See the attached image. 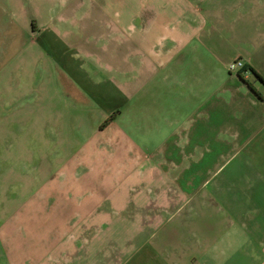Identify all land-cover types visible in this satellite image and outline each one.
<instances>
[{
    "label": "crops",
    "instance_id": "1",
    "mask_svg": "<svg viewBox=\"0 0 264 264\" xmlns=\"http://www.w3.org/2000/svg\"><path fill=\"white\" fill-rule=\"evenodd\" d=\"M113 1L0 0V264H264V0Z\"/></svg>",
    "mask_w": 264,
    "mask_h": 264
},
{
    "label": "built area",
    "instance_id": "2",
    "mask_svg": "<svg viewBox=\"0 0 264 264\" xmlns=\"http://www.w3.org/2000/svg\"><path fill=\"white\" fill-rule=\"evenodd\" d=\"M228 68H229L228 70L232 73H239L246 69V63L243 62L242 60H236L233 63H231Z\"/></svg>",
    "mask_w": 264,
    "mask_h": 264
},
{
    "label": "rangeland",
    "instance_id": "3",
    "mask_svg": "<svg viewBox=\"0 0 264 264\" xmlns=\"http://www.w3.org/2000/svg\"><path fill=\"white\" fill-rule=\"evenodd\" d=\"M109 2H114L113 0H109ZM125 2H127V3H130V7H131V4H132V2H133V0H125ZM114 3H116V2H114ZM3 51H4V49H0V54L1 53H3ZM236 60H242V59H236ZM235 60V61H236ZM243 62H244V60H242ZM234 62V61H233ZM233 62H231V63H233ZM230 63V64H231ZM229 64V65H230ZM229 65H228V67H229ZM229 69V68H228ZM1 130V129H0ZM0 135H2L1 133H0ZM0 180H3V177H0ZM0 183H2V182H0ZM1 194L3 195L4 194V192H0V196H1ZM14 194H16L15 192H14Z\"/></svg>",
    "mask_w": 264,
    "mask_h": 264
},
{
    "label": "trees",
    "instance_id": "4",
    "mask_svg": "<svg viewBox=\"0 0 264 264\" xmlns=\"http://www.w3.org/2000/svg\"><path fill=\"white\" fill-rule=\"evenodd\" d=\"M114 118H115V114H114V115H112V116L110 117V119H109L108 121H106V122H105V124H104L103 126H105L106 124H108V123H109V121L113 120Z\"/></svg>",
    "mask_w": 264,
    "mask_h": 264
}]
</instances>
